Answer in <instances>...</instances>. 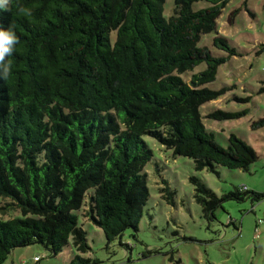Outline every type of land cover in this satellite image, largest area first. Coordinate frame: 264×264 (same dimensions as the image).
I'll use <instances>...</instances> for the list:
<instances>
[{
  "label": "trees",
  "instance_id": "16d2710c",
  "mask_svg": "<svg viewBox=\"0 0 264 264\" xmlns=\"http://www.w3.org/2000/svg\"><path fill=\"white\" fill-rule=\"evenodd\" d=\"M196 1L208 5L193 9ZM227 1L174 0L168 18L164 0H12L0 11V25L19 37L8 57L11 75L0 79V264L33 243L52 255L69 244L77 253L68 264L98 263L79 254L89 250L76 212L85 203L108 241L136 229L152 156L143 135L191 157L196 169L249 168L252 147L234 134L227 147L215 142L198 109L224 90L204 84L236 54L222 35L213 45L227 56L198 44ZM19 6L32 14L17 15ZM202 62L203 70L183 80L181 73ZM239 115L217 109L208 117ZM262 125L264 118L252 124ZM192 181L196 201L213 216L219 198ZM161 190L171 201L174 192ZM15 209L20 216H4Z\"/></svg>",
  "mask_w": 264,
  "mask_h": 264
},
{
  "label": "rangeland",
  "instance_id": "374dc122",
  "mask_svg": "<svg viewBox=\"0 0 264 264\" xmlns=\"http://www.w3.org/2000/svg\"><path fill=\"white\" fill-rule=\"evenodd\" d=\"M207 5L196 1L192 8ZM173 8L174 0H164L163 16L168 18ZM111 35L114 37V32ZM217 35L224 36L236 54L219 64L215 78L204 84L212 90H224L199 105L201 121L221 146L227 147L228 137L234 134L248 143L257 157L247 170L216 163L213 170H200L191 157L174 154L155 138L143 135L152 156L144 167L148 197L136 229L128 227L108 241L103 230L88 219L85 203L82 212L76 211L89 245L81 256L97 259L96 264H264V125L252 126L264 118V0H228L216 18L215 30L200 36L198 44L212 55L227 56L213 45ZM204 68L202 62L180 75L189 81L193 73ZM217 109L240 115L208 117ZM192 178L219 198L213 216H206L196 201ZM165 185L174 192L171 201L161 190ZM236 189L243 191L242 195L229 196ZM251 191L262 195L253 198ZM20 215L15 209L4 216ZM11 253L17 262L12 254L2 264H68L77 252L67 244L52 255L42 244L33 243Z\"/></svg>",
  "mask_w": 264,
  "mask_h": 264
},
{
  "label": "clouds",
  "instance_id": "9594fccd",
  "mask_svg": "<svg viewBox=\"0 0 264 264\" xmlns=\"http://www.w3.org/2000/svg\"><path fill=\"white\" fill-rule=\"evenodd\" d=\"M12 0H0V11H7ZM32 10L28 7L19 6L17 15L30 16ZM19 42V37L10 25H0V79H8L12 72V64L8 57H11Z\"/></svg>",
  "mask_w": 264,
  "mask_h": 264
},
{
  "label": "crops",
  "instance_id": "0c3cea01",
  "mask_svg": "<svg viewBox=\"0 0 264 264\" xmlns=\"http://www.w3.org/2000/svg\"><path fill=\"white\" fill-rule=\"evenodd\" d=\"M27 249H28V248H27ZM29 251H32V249L29 250ZM12 254H13V253L10 252L9 255H12ZM21 254H22V251L19 253V255H17V257H19ZM9 255H8V256H9ZM8 256H7V257H8ZM32 256H33L32 258H33V260H34L35 262H38V261H39V259H34L35 257H37V255H32ZM6 259H7V258H6ZM6 259H5V260H6ZM13 259L16 261V258H15V255H14V254H13ZM16 262H17V261H16Z\"/></svg>",
  "mask_w": 264,
  "mask_h": 264
},
{
  "label": "built area",
  "instance_id": "2783aa9c",
  "mask_svg": "<svg viewBox=\"0 0 264 264\" xmlns=\"http://www.w3.org/2000/svg\"><path fill=\"white\" fill-rule=\"evenodd\" d=\"M242 188L245 189V186H243ZM34 259H37V257H35Z\"/></svg>",
  "mask_w": 264,
  "mask_h": 264
}]
</instances>
